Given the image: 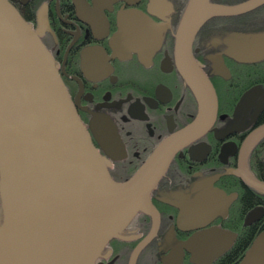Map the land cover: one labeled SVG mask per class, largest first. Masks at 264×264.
Instances as JSON below:
<instances>
[{"label": "flooded vegetation", "instance_id": "flooded-vegetation-1", "mask_svg": "<svg viewBox=\"0 0 264 264\" xmlns=\"http://www.w3.org/2000/svg\"><path fill=\"white\" fill-rule=\"evenodd\" d=\"M8 1L53 57L115 181L133 178L168 140L179 144L167 150L174 156L151 192L155 215L138 212L96 264H130L156 225L136 264H164L172 252L182 255L180 264H195L184 245L210 229L237 235L210 263L221 264L239 243L234 229L250 231L264 217L246 225L264 198L236 174L246 154L250 172L264 181V135L248 144L264 126V59H240L241 48L264 33V4L213 17L195 35L191 53L215 89L218 110L210 127L190 132L200 105L177 58L178 30L190 0ZM248 1L210 0L226 6Z\"/></svg>", "mask_w": 264, "mask_h": 264}, {"label": "water", "instance_id": "water-1", "mask_svg": "<svg viewBox=\"0 0 264 264\" xmlns=\"http://www.w3.org/2000/svg\"><path fill=\"white\" fill-rule=\"evenodd\" d=\"M262 4L264 0L236 6L190 0L178 30L177 58L200 105L193 127H210L218 110L215 89L191 53L195 35L213 17L243 14ZM241 50L244 62L264 59V33ZM263 135L264 126L250 137L249 147ZM176 141L168 140L129 181H114L53 57L16 8L0 0V264H96L138 212H157L151 192L169 167L174 153L167 150L177 147ZM236 174L264 194V181L250 172L246 154ZM263 215V206L254 208L246 225ZM156 229L136 247L130 264H136ZM236 238L210 229L184 247L195 264H210ZM181 261L182 255L172 252L164 264ZM240 264H264V232Z\"/></svg>", "mask_w": 264, "mask_h": 264}, {"label": "trees", "instance_id": "trees-1", "mask_svg": "<svg viewBox=\"0 0 264 264\" xmlns=\"http://www.w3.org/2000/svg\"><path fill=\"white\" fill-rule=\"evenodd\" d=\"M256 193L264 198V194L257 191ZM234 230L237 233L240 232L239 243L235 249L224 258L221 264H238L241 261L244 252L251 246L254 239L260 233L264 232V217L262 221L258 225L254 226L250 231L248 229H241V226H238V229L235 228Z\"/></svg>", "mask_w": 264, "mask_h": 264}, {"label": "bare ground", "instance_id": "bare-ground-1", "mask_svg": "<svg viewBox=\"0 0 264 264\" xmlns=\"http://www.w3.org/2000/svg\"><path fill=\"white\" fill-rule=\"evenodd\" d=\"M204 123H205V122H204ZM200 126H201V125H200ZM200 128H202V127H199V126L196 127V126H195V127L191 128V129H193V130H190V132H191V131H194V130H198V129H200ZM170 163H171V162H170ZM169 165H170V164H169ZM110 176H111V175H110ZM134 176H135V175H134ZM134 176H133V177H134ZM111 178H112V177H111ZM112 179H113V178H112ZM113 180H114V179H113ZM114 181H115V180H114ZM116 182H117V181H116ZM118 183H119V182H118Z\"/></svg>", "mask_w": 264, "mask_h": 264}]
</instances>
